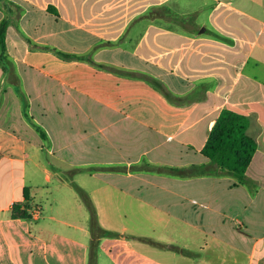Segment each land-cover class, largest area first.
I'll return each instance as SVG.
<instances>
[{"label":"crops","instance_id":"obj_1","mask_svg":"<svg viewBox=\"0 0 264 264\" xmlns=\"http://www.w3.org/2000/svg\"><path fill=\"white\" fill-rule=\"evenodd\" d=\"M3 18L9 25L8 61L0 64V264H88L85 206L53 196L43 210L45 184L27 177L29 161L35 171L42 167L45 143L24 102L39 121L49 113L71 118L67 132L41 120L43 139L56 146L52 157L74 167L100 165L79 173L98 179L87 190L99 222L121 235L100 240L97 264H264V0H0ZM224 108L248 117L257 142L248 185L232 176L132 170L150 152L139 151L140 131L150 150L166 146L173 162H207L201 150ZM95 134L113 156L86 161L76 150L64 153ZM24 187L40 212L13 218ZM125 196L132 217L148 225L147 237L178 249L129 238ZM171 226L189 227L195 244H176Z\"/></svg>","mask_w":264,"mask_h":264},{"label":"trees","instance_id":"obj_2","mask_svg":"<svg viewBox=\"0 0 264 264\" xmlns=\"http://www.w3.org/2000/svg\"><path fill=\"white\" fill-rule=\"evenodd\" d=\"M9 25V19L3 18L0 21V64L5 67L8 57L5 54V38ZM65 58L77 57L76 55L60 52ZM27 104L24 102V115ZM248 117L235 112L229 108L221 110L216 118L207 139L202 147L201 153L208 158L205 163H192L187 166H167L163 169H156L160 173L170 174L178 177L197 176H232L239 183L249 184L245 172L249 166L253 154L257 149L256 140L247 132ZM45 136L44 133H42ZM132 170H140L137 164L132 166ZM75 189L81 196L89 211V231L91 238L89 241L88 264H97V254L100 240L103 237H119L117 231L103 227L98 218V213L90 195L79 185L73 183ZM23 188V201L14 202L11 209L13 218H32L30 210L32 205L27 191ZM139 240L154 244L159 247L178 249L176 246L156 241L147 236H137Z\"/></svg>","mask_w":264,"mask_h":264},{"label":"rangeland","instance_id":"obj_3","mask_svg":"<svg viewBox=\"0 0 264 264\" xmlns=\"http://www.w3.org/2000/svg\"><path fill=\"white\" fill-rule=\"evenodd\" d=\"M192 19L193 18H191V20ZM26 113H27L26 118L29 121V124L35 129V131L38 130L37 134L39 135L41 140L45 143L43 150H41L40 152V159L42 162V165H41L42 167L36 168L37 171H35V167H33L32 165L33 162L29 161L27 163V177L36 179V181H40L41 184L43 183L45 184V186H43V188L40 190L41 193L43 194V197L39 198V201L41 202L43 206V210H47L50 207V201L52 197L55 196L58 201H61V200H65V201L72 200L73 201L75 199H79V201L82 203L83 206H85L86 210L88 211L78 191L71 184V181L78 184L81 188H83L88 193L87 189L94 188L98 184L99 181L98 179L91 178L79 172L82 170V168H84L85 170L83 172L95 171L100 167L99 163L96 164L93 162L92 163L87 162L89 165H86L84 167H79V166L74 167L70 165L67 161H58L57 159L52 157L51 154L49 153V150L55 149L56 146L52 144L51 139L49 137H48L49 139L48 138L43 139L44 136L42 134L44 133L47 135V133H45V129H43L41 120H44V122L48 123V125L51 127H55V128L61 127L63 128V130L67 132L68 128L72 126L71 118H69L68 120V117H66V115L58 116L57 114L49 113L45 115V117H43L44 119L41 118L39 121V119H37L36 116H33V114H31L30 112L28 113L27 110H26ZM22 132H24V134H28V131H22ZM73 133L74 131L72 132V134ZM138 134H139V139L137 140L136 143H139L138 144L139 151L140 150L150 151L149 154H143L141 156L140 162L138 163V166L141 171L160 174V172L157 171L158 169H163L164 167H167V166H173L171 164H174V166L176 164L179 166H184V162L181 161L180 158H178L180 160L177 159L178 161L176 162L172 161L173 155L170 151H167L166 148H164L166 146H161L154 150L151 149L152 150L151 151L150 150L151 143L146 144L145 141L147 139L143 137L145 133L140 131L138 132ZM74 137H76V135H73L72 138ZM100 139L101 137L99 134L92 135L89 139H86L79 143L71 144V146L67 147L64 150V153L68 154L71 151L73 152V150H76L77 153L78 152L81 153V157L86 161H95L96 159L102 156H106L110 158L111 156L114 155V152H112L110 148H108L107 150L106 149L104 150V147L100 146ZM154 139H155V136H154ZM64 140L68 141L70 139L67 138V136H65ZM28 166L30 167L29 170H28ZM46 169H48L51 174L50 182L46 181ZM33 170L37 174H35ZM54 171H58V172L60 171L59 175L62 176V178L65 179L68 183L66 184V186L60 185L59 178L57 177V175L54 174ZM58 185H60L59 186L61 188L60 191L57 189ZM48 187H50L51 193L48 192V189H47ZM97 196H99L98 191H97ZM120 201L122 203V208L124 212V216L122 217L123 224L128 226V228H130L131 231L133 228L137 230L140 234H143L144 236L149 235L148 225L145 224L143 220L141 219L136 220L132 217L131 198L129 196H125L124 199H120ZM169 228L171 229V232H167V234L171 236V238L174 240L176 244H179L181 246H183L184 244L190 245L191 239L195 237V235H192L194 233L189 227L187 228L186 231L181 229L178 226H171ZM131 231L129 234H127V236L129 238L132 237L136 239L138 235L136 236L132 235ZM193 244H191V246ZM99 254L100 253L98 252V256H101ZM100 262H101L100 264H106V262L103 261L102 259L100 260Z\"/></svg>","mask_w":264,"mask_h":264},{"label":"built area","instance_id":"obj_4","mask_svg":"<svg viewBox=\"0 0 264 264\" xmlns=\"http://www.w3.org/2000/svg\"><path fill=\"white\" fill-rule=\"evenodd\" d=\"M1 152V151H0ZM40 210L39 207L35 206L30 210L32 217H36L39 214Z\"/></svg>","mask_w":264,"mask_h":264}]
</instances>
